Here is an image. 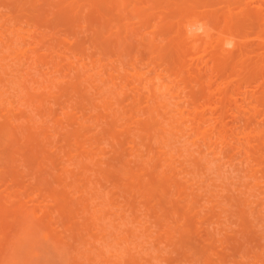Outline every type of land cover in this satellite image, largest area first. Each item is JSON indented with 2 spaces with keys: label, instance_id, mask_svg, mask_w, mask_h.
<instances>
[{
  "label": "bare ground",
  "instance_id": "bare-ground-1",
  "mask_svg": "<svg viewBox=\"0 0 264 264\" xmlns=\"http://www.w3.org/2000/svg\"><path fill=\"white\" fill-rule=\"evenodd\" d=\"M258 216L264 0H0V264H264Z\"/></svg>",
  "mask_w": 264,
  "mask_h": 264
},
{
  "label": "rangeland",
  "instance_id": "rangeland-1",
  "mask_svg": "<svg viewBox=\"0 0 264 264\" xmlns=\"http://www.w3.org/2000/svg\"><path fill=\"white\" fill-rule=\"evenodd\" d=\"M255 215H256V214H255ZM255 215H253L254 218H256ZM214 216H215V215H212V216H211L212 219L214 218ZM232 216H234V215H232ZM235 217H236V216H235ZM235 217H234V218H235ZM258 217H259V216H258ZM234 218H231V217H230V222H231V220H233L232 223H234V222H235V221H234ZM240 218H241V217H240ZM240 218L238 217V219H240ZM252 218H253V217H252ZM254 218H253V219H250V218L248 217L249 221H247V222H248L249 226H251V227H250V228H251L250 230H252V228H255V230H256L255 232H254V231H253V232L250 231V232L256 234L257 230L262 229V228H258V229H257V226H256V225H258V224H252V225H250L249 222H251V221L253 220V222L255 221V222H257V223H261V222H264V221L255 220ZM260 218H261V217H259L258 219H260ZM243 219H244V222H245V220H246L247 218H246V219L243 218ZM248 219H247V220H248ZM256 219H257V218H256ZM235 220H236V218H235ZM261 220H264V219L261 218ZM242 221H243V220H242ZM236 222H237V220H236ZM236 222H235V224H236ZM239 222H240V221H238V223H239ZM255 222H254V223H255ZM235 224H231V226L234 227ZM237 225H238V224H237ZM237 225H235V226H237ZM261 225H264V224L261 223ZM252 226H254V227H252ZM259 226H260V225H259ZM260 227H261V226H260ZM220 231H222V232H221L222 234H225V232H228L227 229H226V228H223V227H222V229H221ZM262 231H264V229H262ZM247 232H248V231H247ZM250 232H248V234H247L246 236H250V237H251V234H249ZM221 233H220V234H221ZM257 233L260 234V232H257ZM252 235H253V234H252ZM223 236H224V235H223ZM257 236H259V235H256L255 237H257ZM226 238H227V237H226ZM228 238H229V237H228ZM252 238H253L254 240L257 239V238H254L253 236H252ZM254 240H253V241H254ZM253 241H252V243H253ZM256 241H257V240H256ZM256 241H255V242H256ZM255 242H254V243H255ZM175 255H176V254H175ZM175 255H174V254H173V255H170V257H171L170 260L173 261Z\"/></svg>",
  "mask_w": 264,
  "mask_h": 264
}]
</instances>
